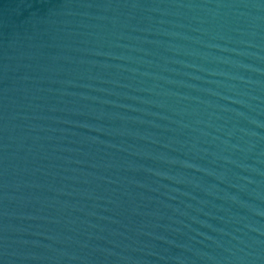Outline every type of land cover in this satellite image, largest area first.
Wrapping results in <instances>:
<instances>
[{
	"label": "water",
	"instance_id": "obj_1",
	"mask_svg": "<svg viewBox=\"0 0 264 264\" xmlns=\"http://www.w3.org/2000/svg\"><path fill=\"white\" fill-rule=\"evenodd\" d=\"M0 264H264V0H0Z\"/></svg>",
	"mask_w": 264,
	"mask_h": 264
}]
</instances>
